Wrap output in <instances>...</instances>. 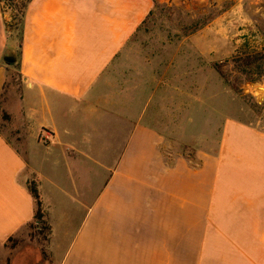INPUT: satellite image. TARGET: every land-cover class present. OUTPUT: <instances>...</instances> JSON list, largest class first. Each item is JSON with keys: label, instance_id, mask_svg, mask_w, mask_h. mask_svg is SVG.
Returning <instances> with one entry per match:
<instances>
[{"label": "crops", "instance_id": "1", "mask_svg": "<svg viewBox=\"0 0 264 264\" xmlns=\"http://www.w3.org/2000/svg\"><path fill=\"white\" fill-rule=\"evenodd\" d=\"M151 7L28 4L18 59L25 86L13 138L0 133V248L33 222V180L53 264H264V132L229 118L182 136L197 67L118 58ZM8 74L0 57V97ZM46 185L72 202L65 209L83 211L72 235L70 218H52Z\"/></svg>", "mask_w": 264, "mask_h": 264}, {"label": "rangeland", "instance_id": "2", "mask_svg": "<svg viewBox=\"0 0 264 264\" xmlns=\"http://www.w3.org/2000/svg\"><path fill=\"white\" fill-rule=\"evenodd\" d=\"M14 13L15 7L0 5L1 62L7 66L6 55L15 59L7 66L8 81L0 97V133L11 138L9 124L25 86L15 64L19 33L13 27ZM212 25L215 32L211 33L206 27ZM118 58L166 59L160 62L165 64L173 59L183 72L197 67L198 73L192 74L198 79V92L193 93L188 114L179 119L185 139L203 131L208 134L229 118L264 132V0H152L150 15ZM182 150L192 154L191 147ZM45 196L57 223L62 217L70 218L71 226L64 230L72 235L83 211L65 209L72 202L50 185H46ZM47 240V232L38 235L25 226L0 248V264H53L47 254L46 260L39 261L40 251L47 253Z\"/></svg>", "mask_w": 264, "mask_h": 264}, {"label": "trees", "instance_id": "3", "mask_svg": "<svg viewBox=\"0 0 264 264\" xmlns=\"http://www.w3.org/2000/svg\"><path fill=\"white\" fill-rule=\"evenodd\" d=\"M32 0H0V5H6V7H15L16 13L11 17V19L14 20L15 24H13V27L16 31L19 33V55H20V49H21V42H22V33H23V24H24V18L25 13L28 4ZM10 38V37H9ZM19 59V57H18ZM16 65L19 64L18 61L15 63ZM13 64L7 65L12 66ZM19 68V67H18ZM9 71V69H8ZM28 191L33 199L34 203V214H33V222L29 224V227L31 230L37 232L38 235L42 234L43 232H47L48 236L50 234V227L45 221V212L42 206V202L40 200V194L38 190V185L35 181L30 180L27 184ZM48 242V240H47ZM46 260V252L45 250L40 251L39 261Z\"/></svg>", "mask_w": 264, "mask_h": 264}, {"label": "water", "instance_id": "4", "mask_svg": "<svg viewBox=\"0 0 264 264\" xmlns=\"http://www.w3.org/2000/svg\"><path fill=\"white\" fill-rule=\"evenodd\" d=\"M3 60L7 65L13 64L15 62V59L10 57V55H6Z\"/></svg>", "mask_w": 264, "mask_h": 264}, {"label": "built area", "instance_id": "5", "mask_svg": "<svg viewBox=\"0 0 264 264\" xmlns=\"http://www.w3.org/2000/svg\"><path fill=\"white\" fill-rule=\"evenodd\" d=\"M47 141H48L47 138H43V139H42V142H43L44 144H46Z\"/></svg>", "mask_w": 264, "mask_h": 264}]
</instances>
